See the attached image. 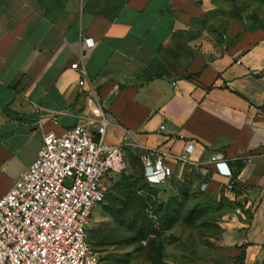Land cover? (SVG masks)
I'll return each instance as SVG.
<instances>
[{"label": "crops", "instance_id": "1", "mask_svg": "<svg viewBox=\"0 0 264 264\" xmlns=\"http://www.w3.org/2000/svg\"><path fill=\"white\" fill-rule=\"evenodd\" d=\"M261 1L240 0L239 26H225L222 39L216 30L218 41L201 25L208 6L196 0H0V195L37 158L46 133L86 123L90 85L111 121L108 143L129 132L166 153L164 198L196 192L238 204L209 264H232L240 246L245 264L264 260ZM247 20L258 23L240 28ZM186 143L193 151L181 162ZM122 149L125 160H141L133 142ZM215 152L231 178L217 172Z\"/></svg>", "mask_w": 264, "mask_h": 264}, {"label": "built area", "instance_id": "2", "mask_svg": "<svg viewBox=\"0 0 264 264\" xmlns=\"http://www.w3.org/2000/svg\"><path fill=\"white\" fill-rule=\"evenodd\" d=\"M82 40L93 44L89 37ZM70 68L80 66L74 62ZM78 84L82 91L88 82L82 78ZM84 91L95 101L86 123L59 135L46 133L37 158L0 195V264H102L89 239V227L107 184L126 170L123 145L133 142L143 149L141 161L149 184H161L172 176L166 153L134 143L129 132L123 143H108L109 115L92 86ZM193 147L186 143L177 159L187 162ZM211 160L220 175L232 177L222 152H215Z\"/></svg>", "mask_w": 264, "mask_h": 264}, {"label": "rangeland", "instance_id": "3", "mask_svg": "<svg viewBox=\"0 0 264 264\" xmlns=\"http://www.w3.org/2000/svg\"><path fill=\"white\" fill-rule=\"evenodd\" d=\"M208 6L201 25L209 34L236 25L240 0H196ZM251 5V4H250ZM264 15V0L259 4ZM240 20V19H239ZM247 20L240 28H253ZM264 26V20L258 24ZM218 39L217 35L213 36ZM219 41V39H218ZM138 158L139 161L134 160ZM128 159V160H127ZM126 173L107 184L104 201L92 211L89 238L102 264H209L221 245L226 215H240L225 197L180 194L163 197L162 187L148 185L140 158L131 153ZM137 161V162H136ZM142 210V211H141ZM246 218L250 212H245ZM233 262V261H232ZM254 264H264L259 260Z\"/></svg>", "mask_w": 264, "mask_h": 264}, {"label": "trees", "instance_id": "4", "mask_svg": "<svg viewBox=\"0 0 264 264\" xmlns=\"http://www.w3.org/2000/svg\"><path fill=\"white\" fill-rule=\"evenodd\" d=\"M131 155V153L129 154V156ZM134 160H137V161H139V159L138 158H134ZM136 161V162H137ZM140 165L142 166V172H143V177H144V171H143V165H142V163H141V160H140ZM126 173V170L124 171V172H122L120 175H118V176H121V175H123V174H125ZM144 180H145V177H144ZM145 182L148 184V185H151V184H149L146 180H145ZM232 183H233V180H232ZM159 185V184H158ZM151 186H155V185H151ZM104 201V200H103ZM101 205V204H100ZM142 211V210H141ZM90 239V238H89ZM90 241H91V239H90ZM91 243H92V241H91ZM93 245V244H92ZM94 246V245H93ZM244 260H245V247L244 246H240L239 247V252H238V254L236 255V256H234L233 258H232V264H245L244 263Z\"/></svg>", "mask_w": 264, "mask_h": 264}]
</instances>
